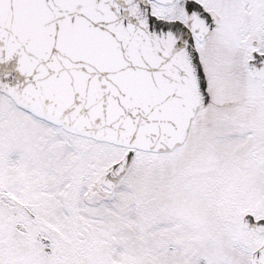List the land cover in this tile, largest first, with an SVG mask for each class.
<instances>
[{"label": "snow or ice", "instance_id": "6c2138e0", "mask_svg": "<svg viewBox=\"0 0 264 264\" xmlns=\"http://www.w3.org/2000/svg\"><path fill=\"white\" fill-rule=\"evenodd\" d=\"M0 264H264V0H0Z\"/></svg>", "mask_w": 264, "mask_h": 264}]
</instances>
